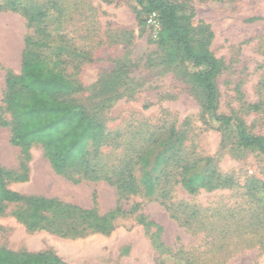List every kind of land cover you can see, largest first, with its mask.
<instances>
[{
	"label": "rangeland",
	"instance_id": "1",
	"mask_svg": "<svg viewBox=\"0 0 264 264\" xmlns=\"http://www.w3.org/2000/svg\"><path fill=\"white\" fill-rule=\"evenodd\" d=\"M14 1L0 0V115L7 122L5 72L19 74L24 39L33 35L24 16L9 8ZM19 1L44 7L51 43L42 53L80 84L77 101L108 131L122 136L117 143L136 136L139 130L146 134L157 128H174L186 133L190 152L211 158L222 173L264 178L261 157L238 149L232 133H217L202 125V96L187 77L188 63L170 61L166 47L156 41V19L148 17L139 23L133 0ZM171 1L192 15L191 42L205 40L207 51L223 63L215 80L218 113L238 116L248 133L264 137V114L248 109V105L264 103V0ZM9 138V128L0 126V166L16 171L19 150L11 146ZM125 145L131 157L140 148L137 141ZM29 156L28 181L10 183L11 191L57 199L86 210L95 206L99 215L114 209L118 197L113 187L104 182L74 185L57 176L39 146H33ZM170 197L166 206L138 196L123 200L125 215L115 220L110 234L74 239L29 232L12 216L15 207L8 206L0 215V249L13 254L51 251L65 264H184L180 247L185 253L204 252V247L183 225L186 216L180 212V204L201 210L242 202L235 192L201 191L190 196L179 187L172 189ZM135 205L139 208L131 213ZM139 217L152 222L160 232L154 227L146 230ZM230 242L253 245L249 239ZM159 244L163 246L160 253ZM225 264H264V252L242 250Z\"/></svg>",
	"mask_w": 264,
	"mask_h": 264
},
{
	"label": "trees",
	"instance_id": "2",
	"mask_svg": "<svg viewBox=\"0 0 264 264\" xmlns=\"http://www.w3.org/2000/svg\"><path fill=\"white\" fill-rule=\"evenodd\" d=\"M133 1L138 8L139 23L155 15L156 41L166 47L170 61L180 59L188 63L187 77L202 96V125L217 133H232L238 149L255 153L264 160V137L248 133L238 116L218 113L215 80L223 70V63L207 51L205 40L191 42L192 15L171 0ZM9 8L24 16L33 35L24 39L19 74L6 70L4 76L3 105L9 121L0 115V126L9 128V143L19 150V165L16 171L0 166V215L8 206H14L12 216L27 231H45L74 239L88 234H110L115 220L125 215L122 201L130 197L138 196L143 201L166 206L175 187L190 196L201 191H228L237 193L242 202L201 210L180 204V212L186 216L183 225L199 237V245L204 247V252L190 253L180 247L182 261L184 264H225L242 250L256 248L264 252V178L222 173L211 158L197 157L190 152L188 136L174 128H157L146 134L139 130L136 136L117 143L122 136L108 131L104 123L91 117L77 101L80 84L42 53L51 43L44 7L25 6L15 0ZM248 109L264 114V103L248 105ZM134 141L140 148L131 157L127 155L130 148L125 143ZM33 146L41 148L57 176L72 184L104 182L113 187L118 197L114 209L99 215L95 206L86 210L57 199L23 196L11 191L10 183L28 181L29 151ZM138 208L135 205L130 212L135 213ZM139 222L146 230L154 227L160 232L159 227L143 217H139ZM247 239L253 241L250 247L230 242ZM162 248L159 244V253ZM204 257L208 258L204 260ZM0 264L65 263L51 251L13 254L0 249Z\"/></svg>",
	"mask_w": 264,
	"mask_h": 264
},
{
	"label": "built area",
	"instance_id": "3",
	"mask_svg": "<svg viewBox=\"0 0 264 264\" xmlns=\"http://www.w3.org/2000/svg\"><path fill=\"white\" fill-rule=\"evenodd\" d=\"M152 19H156V18H155V15H151V16H150V21H151ZM150 21H149V22H150ZM157 28H158V25H157Z\"/></svg>",
	"mask_w": 264,
	"mask_h": 264
}]
</instances>
